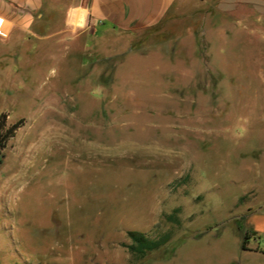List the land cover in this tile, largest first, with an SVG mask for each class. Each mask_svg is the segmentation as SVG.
<instances>
[{
	"label": "rangeland",
	"instance_id": "rangeland-1",
	"mask_svg": "<svg viewBox=\"0 0 264 264\" xmlns=\"http://www.w3.org/2000/svg\"><path fill=\"white\" fill-rule=\"evenodd\" d=\"M71 2L0 28V264H264V22L95 34ZM128 230L166 240L135 261Z\"/></svg>",
	"mask_w": 264,
	"mask_h": 264
},
{
	"label": "crops",
	"instance_id": "crops-1",
	"mask_svg": "<svg viewBox=\"0 0 264 264\" xmlns=\"http://www.w3.org/2000/svg\"><path fill=\"white\" fill-rule=\"evenodd\" d=\"M193 2L241 18L247 25L262 26L264 22V0H88L86 5L72 0L68 22L84 29L86 17L95 24V34L109 29L134 34L157 25L171 8L184 12ZM44 5L45 0H0V28L5 26L8 32L3 38L16 31H31L44 16Z\"/></svg>",
	"mask_w": 264,
	"mask_h": 264
},
{
	"label": "trees",
	"instance_id": "trees-1",
	"mask_svg": "<svg viewBox=\"0 0 264 264\" xmlns=\"http://www.w3.org/2000/svg\"><path fill=\"white\" fill-rule=\"evenodd\" d=\"M19 126L20 122L8 126L6 115L3 114L0 121V160L3 155V149L7 146L9 139L15 135ZM127 235L130 242L126 244V247L131 255V259L135 261L141 260L149 251L156 249L166 240L164 235L150 237L138 230H128Z\"/></svg>",
	"mask_w": 264,
	"mask_h": 264
}]
</instances>
